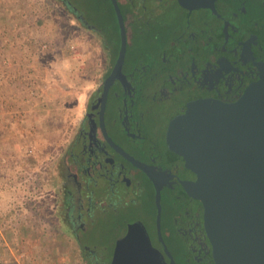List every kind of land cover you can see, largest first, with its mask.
I'll return each mask as SVG.
<instances>
[{
	"label": "flooded vegetation",
	"instance_id": "flooded-vegetation-1",
	"mask_svg": "<svg viewBox=\"0 0 264 264\" xmlns=\"http://www.w3.org/2000/svg\"><path fill=\"white\" fill-rule=\"evenodd\" d=\"M57 1L94 35L100 59L97 82L56 161L59 234L85 263L109 264L115 242L137 223L166 263L213 264L192 179L165 137L184 103H232L253 84L264 86V0H213L193 9L176 0H115L125 35L118 69L110 1L92 4L111 15V25L89 22L83 0ZM107 220L103 238L95 231Z\"/></svg>",
	"mask_w": 264,
	"mask_h": 264
},
{
	"label": "rangeland",
	"instance_id": "rangeland-1",
	"mask_svg": "<svg viewBox=\"0 0 264 264\" xmlns=\"http://www.w3.org/2000/svg\"><path fill=\"white\" fill-rule=\"evenodd\" d=\"M92 3L85 18L111 25ZM93 39L57 0H0V264H84L53 230L51 176L97 82Z\"/></svg>",
	"mask_w": 264,
	"mask_h": 264
},
{
	"label": "water",
	"instance_id": "water-1",
	"mask_svg": "<svg viewBox=\"0 0 264 264\" xmlns=\"http://www.w3.org/2000/svg\"><path fill=\"white\" fill-rule=\"evenodd\" d=\"M109 1L119 27L118 69L125 35L116 1ZM176 1L188 9L213 2ZM165 143L192 179L190 194L202 206L213 264H264V86L253 84L232 103H184L170 119ZM109 264L174 263H166L143 226L133 223L115 242Z\"/></svg>",
	"mask_w": 264,
	"mask_h": 264
},
{
	"label": "trees",
	"instance_id": "trees-1",
	"mask_svg": "<svg viewBox=\"0 0 264 264\" xmlns=\"http://www.w3.org/2000/svg\"><path fill=\"white\" fill-rule=\"evenodd\" d=\"M73 1V3L75 4V3H77V0H72ZM91 35H92V37L94 38V35L91 33V32H89ZM107 40V39H106ZM62 151V150H61ZM61 153V152H60ZM59 153V154H60ZM59 154H58V156H59ZM57 160H58V157H57ZM57 166L55 165V174L54 175H52L51 176V179L53 180V183L54 184H56V176H57V172H56V168ZM52 227H53V230L55 231V232H57V233H60L61 231H59V228H58V225L57 224H54V225H52ZM71 252H72V254H74L75 256H78V257H80L82 260H83V262H84V264H89V263H85V260L82 258V256H80V255H77V254H75L76 252H77V249H76V247H74V246H72V248H71Z\"/></svg>",
	"mask_w": 264,
	"mask_h": 264
},
{
	"label": "built area",
	"instance_id": "built-area-1",
	"mask_svg": "<svg viewBox=\"0 0 264 264\" xmlns=\"http://www.w3.org/2000/svg\"><path fill=\"white\" fill-rule=\"evenodd\" d=\"M1 44H3V42L0 43V45H1ZM1 48H3V47H0V49H1ZM0 54H1V51H0ZM0 60H2V57H0ZM2 63H5V61L2 60ZM1 71H2V70H1ZM0 82H1V77H0Z\"/></svg>",
	"mask_w": 264,
	"mask_h": 264
}]
</instances>
